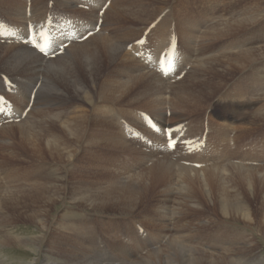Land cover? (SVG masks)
<instances>
[{"label": "rangeland", "instance_id": "obj_1", "mask_svg": "<svg viewBox=\"0 0 264 264\" xmlns=\"http://www.w3.org/2000/svg\"><path fill=\"white\" fill-rule=\"evenodd\" d=\"M35 1L36 3H38V5L34 4L36 9L33 8L32 12L33 13L35 12L37 17L46 15L49 8L47 2L48 0H35ZM143 1L149 5L155 4L157 6H162L165 3L163 2V0H143ZM167 1L168 3L164 7L167 6L174 7L175 8L174 10H176L178 14L180 13L179 9L181 10L182 5L186 3H190L194 5L195 3V0H167ZM112 2H117L118 4H122V6L124 7L128 3H132V0L130 1L112 0L111 3ZM213 2L215 4V7L218 5L217 7L218 11H215V13L208 12L205 16H203V20L205 19V22L200 26L201 29L199 30L196 37L195 43H197L199 39L200 43L202 44V49L203 50L208 49L207 51L205 50L206 53L201 55V57L207 58L213 56V58H215L214 56L220 53L223 54V52L229 53L231 51H235L236 49H238L237 46H240L239 48H241L242 46V49L256 47L257 45H259L260 47L264 46V0H213ZM72 3L73 2L70 0L55 1L56 5H64L69 10L79 11L73 7L74 5ZM6 4L7 5L10 4V0H0L1 9L5 10ZM106 11H108V8L106 9ZM91 14L94 15L93 16L94 19H97L99 17L97 12L92 11ZM103 15L102 18L105 19V28L106 30H109L108 35L113 34L112 29L110 28V23L112 20L119 21L121 18L122 20L125 19L124 21H126L128 19L126 22L122 21L124 24L122 23V25L120 24L119 25L122 31H125L126 29L124 25L129 26L128 28L129 34H132L130 32L132 30H133V34H137L139 30H136L135 28L136 27L141 28L142 25H144L143 22L141 23L136 20L133 21L132 20L133 18L128 16L121 17L118 14V15H112L111 17L108 15L110 19L109 18L106 19V17H103ZM230 15H233V17L235 16L237 19L242 17L243 18L242 20L248 19V21L246 25L242 27L240 26L239 28H234L233 31L228 30L226 32H222L225 35L222 33L221 34L218 33L217 36L219 38H217V40L213 39V41L209 40L208 42L203 38L202 32H205L206 28L208 29L210 25L219 23L221 17L224 18V16H226L227 18H229ZM187 16H189V14ZM190 17H192L191 14ZM208 19H210L211 22L209 23L208 21L209 24L206 27L203 26L207 24L206 21ZM133 26L135 27L132 29L131 27ZM99 32H103V30ZM140 34L141 33H138L136 37H134V40L138 39ZM231 38H235V39H231ZM115 40L119 41L118 37H116ZM134 40H131L130 42ZM128 43L129 42H126L125 51L138 62V59L135 58L129 51H127L126 47ZM72 45L73 43L67 47L63 55L69 53V49ZM214 52H216V54ZM58 56H62V54L57 55L55 57H50V59H54ZM222 56L223 55H221V57ZM213 58H210L211 61L212 60L213 62L216 61ZM217 58H219V56ZM208 59L209 58H207V60ZM227 59L229 58L228 57L224 58L225 62H227ZM232 62L233 63L235 62V64L238 67H233L231 69V73L227 75L226 79L223 78L222 80H220L222 81L223 87L219 92L216 91L217 93L213 94L211 96V99L214 101L215 97H218L223 90L231 89V88H234L235 90L239 87L240 82L241 83L246 82L245 85L249 87L248 88L249 91H247L244 95L245 99L243 103L245 104V106L242 107V110L241 107L235 110L236 114L241 113V115L237 116L235 114V118L237 117L238 118L235 120L232 119L235 125L233 123L231 124L234 127H232L230 124H227L230 127V129L237 130L238 134L236 132V136L240 138V137H246L247 135L248 136L252 135L256 133V131H259L264 127L263 118L259 119L260 122L262 120L263 124L262 123L259 124L257 122L258 125H254V123H251L252 124L251 127H249V125L246 124L247 123L246 120L249 118L247 117L248 114L257 113L258 110H261L264 107V102L257 103L255 102L256 99L254 98L262 91L261 87L264 83V58H260L256 62L252 61L251 63L250 62L236 63V61L233 60ZM5 63L6 62H2V63L0 62V72L9 75H17L15 73H20L19 71H10V69L5 67L6 65ZM44 64L46 63L44 62L43 65ZM225 64L226 63H223L221 67H218L221 69L220 73L222 72L221 75L223 74V77H225L224 74L225 67H223ZM140 67L144 68V70L153 72V70H148L146 65L142 67L141 63H140ZM44 68L45 66L43 67V69ZM22 73L25 72L21 71L20 74ZM155 73L157 72L155 71ZM188 74L189 72L182 79L185 81L184 82L185 85L191 84L192 80L195 78V74L193 73L192 74L190 73V75ZM101 76H103V73H101ZM158 76L161 77L159 74ZM204 76L205 74L202 75V77ZM118 78L125 79L126 77L123 75V73H121L119 74ZM219 79L220 77H218L215 81H218ZM36 82H33V84ZM164 82L170 84L166 80ZM178 83L176 82L174 84H178ZM172 89L173 87L169 88L168 91L165 92L166 93L165 103H166L167 111L172 110L170 104L174 105L172 103L173 102V98L171 97L172 94L170 93ZM112 93L117 95L121 93V90H115L114 92L108 93L105 90L96 89L94 95L86 94L84 96V94H82L79 95L78 97L77 96L73 97L71 95V91L68 92L67 89L64 92L62 91V93L55 92V95H53L52 97L47 96L44 99H43V93H40V90H38V96L34 100L30 111L34 107L35 108L38 107V109H41V111L43 110L45 114L48 113L49 115L50 114L54 115L55 114L54 112L58 111L61 112L62 114H65V116L61 118V121H66V120L68 121L74 115L80 113L81 109H85L87 110V113L90 115V123L86 129V132L90 129V133L92 135H93L92 128L97 127L99 125V117L97 116L96 109L98 108L99 110H101L102 105H104V103L106 102L112 103L114 104L115 107H118L120 114L122 115L125 114L129 116V112L127 108L129 109L132 107H137L138 109H141L143 111L151 112L153 115L162 114L163 119H164V115H166L167 113V112L165 113V111L158 113L150 111L151 108L150 106L146 105L147 103L146 99L143 96H140V94L134 90L129 91L123 97L116 98L114 102L112 100H106V99H103L106 102L105 101L99 102L100 101L98 99L100 98L99 95L112 96ZM22 95L23 92L21 93V96ZM28 95L30 96V94L24 95L23 99H19V96L15 97L14 100L16 104L19 106H23V104L26 102V105L28 106L30 102V98L28 97ZM93 99L99 101L92 103ZM117 99H119V101ZM212 100H210V102L205 105L204 110L203 109L200 110V108L197 109V108H192V106H188L189 108H187L186 110L190 109L189 111L191 112L201 111L197 115L187 116L186 114L188 113L185 112L179 113L178 111L173 110L174 112L172 114L171 119H173L174 121L177 120V122H181L183 120H186L188 117L200 116L201 114L205 113L206 109H208V107L211 106L212 103L214 105V102ZM98 102L99 104L95 105ZM82 106L85 108H83ZM108 106L111 107V105ZM110 107H103L106 113L112 111V108ZM224 109H226L225 106ZM133 110L134 108H132L130 112H132ZM220 112H221L220 108H218V110L215 111V113H220ZM71 113H73V115ZM40 115L38 114L34 116V118L37 117L36 120L37 119L39 120V118L41 119ZM34 118L32 117L30 119L34 121ZM111 120L112 121H110V123L112 124L113 127L112 129L125 141V143L127 142L128 145L126 144L117 148L106 147L105 144L100 146L102 148L97 146H91L86 144L88 140L87 135L82 134L80 139L72 145L74 149L69 148L72 151H74L69 161L68 160L59 161L58 156L56 154L46 155L45 158L48 160H41L40 158L36 157L37 154L35 156L34 154H32V151H30L29 149L27 150L21 146L19 147L17 145H14L13 143H17L19 140L17 139V137L15 138L16 141L13 142L14 138L8 139L3 134H0V146L2 145V142L5 139H7L9 142V146L0 149V161H1L0 183L2 184V190H3V192L0 193V242H1L0 262H3V264H5L8 262L17 261V259L20 258V259H24L27 262H31V264L69 263V256L72 253L71 246L69 245V241H67L64 244H60L63 241L61 235H63L62 233L64 231H61V229L65 221L66 223L69 224L73 223V224H77L79 227H82V234H84V236L89 239L88 244L86 246L87 247L86 251L90 253L88 254L89 257L95 259L98 264H116L115 263L116 261H119L118 263L120 264L123 263L132 264V262H134L136 259L142 257L143 255L144 256L148 255V252L154 249H160L165 247L164 250H167V247L165 245L170 241V238L175 232L177 235L181 233L180 234L181 241L185 244L187 248H191V249L195 248L196 251H201L202 253L205 252L207 254V255L199 254L200 257H203L205 264H230V262H228L226 259L219 258L220 256L227 257L234 264H264V253H263L264 252V170L261 169L264 168V165L261 164L260 165H253L250 163L244 164L242 162L228 160V163L230 162L231 164L235 163V164H241L247 166L249 165L251 167H255V168L258 167L260 169L256 171L254 170L247 171L246 173L247 175L239 179L236 178L232 179L233 174L224 170L214 171L212 173L213 178H210L209 176L207 179H204L196 184V190L198 191V196L196 197V199L195 198H191L192 200L188 198H187L188 200L182 199L183 203L181 202V197H178V191L176 185L175 187L176 189L174 190V192L172 194L170 193V195H168L166 199L164 197L166 201L165 204H167L166 210H168V212L171 214V215L168 214L169 221L168 223L167 222L166 223L167 226H169V228H168V232H166L165 234L156 230V228H159L158 222L160 223V221L155 222L154 219L156 217L152 211L153 208H156V205H158L159 201L163 199L162 192L160 193L159 192L160 189L158 190L157 187L156 188L152 187L149 191L145 192V194L139 195V197L141 196L138 202L139 207L136 210L137 213L133 212L134 214L133 213L122 214L120 210L121 206L118 204H114V205L109 204V206L103 210L105 213H100L96 211L93 212L92 210L90 211L88 205L84 203H78L77 205H75V203H72V201L76 198V196H72V194L74 193L73 190L76 188L77 184L82 181L85 182L91 181V184H96V186H94V189L93 188L89 190L84 189L86 191L83 192H85L86 194L93 195L97 201L101 200V199H97L96 198L97 196L99 195L103 196L106 194L107 197L117 199L122 197L121 193L118 192L119 190L118 187H114L116 185L115 180H117L118 178L117 176L123 177L125 179L127 175H129L130 173L138 174L142 172V170L147 169L146 165L141 164V166L140 165L130 166L131 170H129L130 168L127 167H129L128 165H132V164H129L128 161H132V160L130 159L126 160L127 159L126 158L125 160H122L121 163H118L113 155L119 154L121 156V153L123 152V156H124L126 154L124 152H129L130 154L133 153L132 151L136 152L135 155H139L142 152L143 155L139 156V158H141L146 163L151 161V159L146 160L147 154L150 153L144 152L142 151V149L134 146L129 140L125 138L124 134L118 129L117 123L112 118ZM241 121L243 122L242 124ZM45 122L47 121H42L41 123L45 124ZM56 128H57L56 126L53 127V121L48 120V126H46L45 131L42 128L39 129L43 132L46 139L48 137L49 140L57 142V144L60 143L59 145L62 146L63 142L61 141L59 142V139L61 138L65 139L67 138V136L62 129H59L60 127H58L57 129ZM2 137L4 138V140ZM92 139H93L92 143H94V140H97V138H92ZM80 140L82 141L80 142ZM162 157L169 158L167 156H162ZM122 158L124 157H121V159ZM169 159L175 163L182 162L179 160H173L171 158ZM96 160H102L101 166H103L104 168L107 167L109 172L107 170L105 171L107 172L105 174L102 173L103 170L102 172H98L97 168L99 167H94ZM209 163L210 160H208V162H204L205 166L208 165ZM222 163L223 162H220L219 165H221ZM91 169L97 171L98 174L95 172L96 175H93L94 173L93 172L91 173L92 171ZM114 170L117 171V173L119 172V175L112 176ZM9 171L11 172V174ZM121 172L123 173V175L120 174ZM100 173L102 175H100ZM103 175L105 176L103 177ZM5 177L8 178L6 179ZM9 178L11 179L9 180ZM108 179L111 181H109ZM111 183L114 189H110L109 191H106V189H102L98 187L102 184V186L106 188ZM249 184L252 185L249 186ZM43 186L49 188L54 186H58L57 188H59L61 186V191H63L61 198L58 200V204L50 208L48 207L49 209L48 211H46V215L43 216L45 221L44 223L41 222L37 224L33 220L27 218V215L34 212L39 213L42 209H44L42 205L39 206V204L34 202V198L27 197L21 199V202L18 205H16V209L14 207H7L5 204L3 205L1 197H3V195L8 190H17L16 192H19V189H21L20 191L21 195L24 196L25 192L23 190L26 191V189H29L30 191V189L32 188H40ZM158 187L163 188V182L159 183ZM55 189L56 188H53L52 190ZM70 191L73 193H70ZM179 201L181 204L179 203ZM221 203H226L227 205L236 206L238 208H241V210H245L244 212L248 214L249 219L243 221L241 218L239 219L238 217L235 216H232V218L234 217L233 219L224 217L219 208ZM176 206L178 207L180 212L174 215L175 218H173L172 215ZM126 222L129 223L128 227L131 226L133 222L134 223L137 222L143 224L146 228L148 227L152 229L155 235V242L154 244H152V242L150 241L148 245H155L154 248H151L152 246H149L142 253L140 254L137 253L131 256L126 254L120 256L121 254H118L115 257L111 258L112 263H109V261H105L104 259H100L99 256L100 254L97 251V248L95 247L98 231L102 233V234L100 233L102 237L105 236L112 238V234L113 236L117 235L115 230L122 231L123 228L127 229L124 227ZM181 223L182 225H184L183 227H181ZM178 225L180 228L179 230H181L180 233L177 232ZM113 229H115L114 233H113ZM157 231L159 232V234L157 233ZM8 234L12 237H17V238L37 237L42 239V242L41 244L39 243L35 245L28 244L25 247H17L16 245H11V244L9 245L3 242L5 235ZM54 238H56V241L60 240L59 244L60 247L65 251L64 256L66 257V260L62 259L61 256L59 255L51 254L50 248L52 245V239L53 242L55 241ZM209 254L214 256H210ZM70 258L75 259V255L73 254L72 257L70 256Z\"/></svg>", "mask_w": 264, "mask_h": 264}, {"label": "bare ground", "instance_id": "obj_2", "mask_svg": "<svg viewBox=\"0 0 264 264\" xmlns=\"http://www.w3.org/2000/svg\"><path fill=\"white\" fill-rule=\"evenodd\" d=\"M166 1L167 0H163V2L165 3L162 6H157L155 4L149 5L143 0L141 1L132 0V3H128L124 7L122 6V4H118L117 2H112L110 3V7H108V11H106V14L104 13L103 17H106V19L108 18L110 19L109 16L112 17V15L119 14V16L121 17H127V16L132 17L133 21L136 20L141 23L143 22L144 25H148L163 10L164 6L167 5L168 1L167 2ZM23 3L25 5L22 7L21 4L15 3L14 0H10V4L5 5V10L1 8L0 10L6 15L12 14L15 19H18L16 20V22L23 23V21L26 20V15H27L26 6L28 0H24ZM98 18H100V16ZM98 18L96 22L98 21ZM178 18H179L178 26L180 29H182L184 37L186 36V34L189 36V37L188 36L185 37V39L187 40L186 42L191 44V42L188 41V39L192 38L193 40L192 43L194 45V43L196 42L197 34L201 29L200 26L197 29L195 28L190 29L191 25L187 24L183 14L181 15V17ZM235 18L236 17L235 16L233 17V15H230L229 18H227L226 16H224V18L221 17L219 23L210 25L208 29L206 28L205 32H202L203 38L208 42L209 40L213 41V39L217 40V38H219L217 36L218 33L221 34L222 32H226L228 30L233 31L234 28H239L240 26L242 27L246 25L248 21V19L242 20L243 19L242 17H240L239 19L237 18L235 19ZM120 20L111 21L110 28L112 29L113 34L111 35L106 34L105 32L106 28H103L102 29L103 32L94 33L92 34L93 36L90 35L91 37H89L84 42L73 43V45L69 49V53H66L65 55L62 54V56H58L54 59H50V57H44L41 53H38L37 51H35V49L31 48L29 45L24 43L13 42L14 43L13 44L11 42L12 44H10V43L0 42V62L1 63L6 62L5 67L10 69V71H19L20 73L21 71L25 72L22 74L15 73L17 75L33 78L34 82H36V80L37 82L42 81L41 86H39V90L40 93H43V99L47 96L52 97L53 95H55V92L62 93V91L64 92L67 89L68 92L71 91V95L73 97L75 96L78 97L79 95L82 94H84V96L86 94L94 95L96 89L105 90L108 93L114 92L115 90H121V93L117 95H115L114 93H112V96L99 95L101 99L100 98L98 99L100 101L95 99H93L92 101V103L93 102L95 103L96 101L104 102L105 100L103 99H106V100H112L114 102L116 98L123 97L129 91L134 90L137 91L140 94V96H143L146 99L147 102L146 105L150 106L151 108L150 111L156 113L165 111L166 113L167 109L165 103V99H166L165 92H167L168 88L173 87L172 91L170 92L172 94L171 97L173 98L172 103L174 104V105L170 104V107L172 109L171 110L172 114L174 112L173 110H176L179 113L181 112L188 113L186 115L189 116V115H197L201 111L191 112L189 111L190 109L186 110L187 108H189L188 106H192V108H197V109L200 108V110L201 109L204 110L205 105L209 103L210 100H212L211 96L222 89L223 84L222 81L220 80H222L223 78L226 79L227 75L231 73V69L233 67H238L235 64V62L234 63L232 62V60L236 61V63L239 62L251 63L252 61L256 62L258 59L264 58V46L260 47L259 45H257L256 47L244 48V49H242V46L241 48H239L240 46H237L238 49L236 50L238 51L235 50L236 52L231 51L229 53H225V52H223V54L220 53L214 56L216 59L213 58L212 56V57H207L209 58L207 60V58L201 57L200 55V57L196 58L194 64L191 66L190 68L191 70L188 71L189 72L188 75H190V73L195 74V78L192 80L191 84L185 85L184 80L180 81L179 83L177 82L178 84H174V83L167 84L166 82H164L165 80H163L161 77L158 76L157 73H155V71L153 72L147 71L144 70V68H141L139 60L137 62V60H135L125 51L126 42H130L131 40H134V37H136L138 33H141V30L138 31L137 34H133V30H132L130 31L132 34H129L128 31L129 26L124 25L126 29L125 31H122L120 25H122V23L126 22L128 19L124 21L125 19L122 20L120 18ZM134 27L135 26L131 28L133 29ZM135 29L138 30V27H136ZM116 37H118L119 41L115 40ZM231 39H235V38H231ZM214 53L216 54V52ZM221 55L223 56L221 57ZM218 56L219 58H217ZM223 57L229 58L227 59V62H225ZM210 58H213L216 61L213 62V60L211 61ZM44 62L46 64L43 65ZM223 63H226L223 66L225 67L224 69L225 77H223V74L221 75L222 73V72L220 73L221 69L218 68L221 67ZM44 66L45 68L43 69ZM101 73H103V76H101ZM121 73H123V75L126 77L125 79L118 78L119 74ZM203 74H205L204 77H202ZM218 77H220V79L218 81H215ZM36 83H34V85ZM261 88L262 91L256 97H254L256 99L255 102L257 103L264 102V83ZM31 92L29 93L30 96H31ZM24 95L27 94L23 93L22 96L21 95L19 96V99H23ZM30 96L28 95L29 98ZM244 99L245 96H243L242 101ZM117 100L119 101V99ZM99 102L96 103L95 105H98ZM25 105L26 102L23 104V106L18 105L19 107H22V112L27 107V105L26 106ZM108 105H111V107ZM103 107H110L112 108V111L106 113ZM96 110H97V116L99 117V125L97 127L92 128L93 135L90 133V129L86 132V129L90 123V115L87 113V110L81 109L80 110L81 112L79 111L80 113L74 115L72 118H70V120L61 121V118L65 116V114H62L61 112L58 111L54 112L55 113L54 115L51 114L49 115L48 113L45 114L44 111L43 110L41 111V109H38V107L37 108L34 107L30 112H28V115H26V117L21 121L2 125L0 127V134H3L8 139L14 138V141L12 140L13 142L16 141L15 138L17 137V139L19 140L17 143L12 142L14 145H17L19 147L21 146L27 150L29 149L30 151H32V154H34L35 156L37 154L36 157L40 158L41 160H48L45 158L46 155L56 154L58 156L59 161H65V160L69 161L74 152L71 150L73 148L72 145L80 139L82 134L87 135L88 137L86 143L87 145L100 147L103 144H105L106 147H115V148L126 145L127 142L125 143V141L112 129L113 127L112 124L110 123V121H112L111 118L116 122L115 113H120L119 108L115 107L114 104L112 103L106 102L104 103V105H102L101 110H99L98 108ZM258 111L257 113L254 114H248L247 117H249L248 118L249 120L248 119L246 120L247 121L246 124H248L249 127H251L252 125L251 123H254V125H258L257 122L259 124L261 123L263 124L262 120L260 122L259 119L263 118L264 120V107ZM38 114L39 115L41 114L40 115L41 119L39 118V120L38 119L36 120L37 117L34 118V116ZM71 114L73 115V113ZM157 115L158 117L163 118L162 114H157ZM236 115L240 116L241 113H238ZM32 117L34 118V121L30 119ZM165 117L166 115H164V118ZM48 120L53 121V127L55 126L57 128L60 127L59 129H62L63 132L66 134L67 138L59 139V142L60 141L63 142L62 146L59 145L60 143L57 144V142L49 140L48 137L46 139L43 132L39 129L42 128L45 131L46 126H48ZM42 121H47V122H45V124H42L41 123ZM242 123L243 122L241 121V124ZM230 125L234 127L231 123ZM92 138H97V140H94L95 144L92 143L93 140ZM81 141L82 140H80V142ZM7 146H9V142L7 139H5L2 142L0 149ZM150 159L153 162L147 167V169L142 170V172L138 174H131V173L129 175L126 174L127 177L125 179L123 177L117 176L119 175V172L117 173V171L115 170L113 171V174L110 173L112 174V176L115 175L118 177V178L116 177L117 180H115L116 185L114 187H118L119 189L118 192L121 193L122 197L114 199L107 197L106 196L107 194L103 196L99 195L96 198L101 200L97 201L93 195L86 194L85 192H83L86 191L84 189H88V190L92 188L94 189V186H96V184H91V181L89 182L82 181L77 184L76 188L74 187L75 188L73 190L74 193L70 191V193H73L72 196H76V198L72 201V203H75V205H77L78 203H84L88 205L90 211L92 210L93 212L96 211L100 213H105L103 210L106 209L109 206V204L110 205L118 204L121 206L120 209L121 213L128 214V213L136 212V210L138 209L139 207L138 202H139V198L141 197V196L139 197V195L145 194V192L149 191L152 187L153 188L157 187L158 190L160 189L159 192L160 193L162 192L163 199L159 201L158 205H156V208H153L152 211L156 217L154 219L155 222L160 221V223L158 222L159 228H156V230L165 234L166 232H168L169 226H167V223L169 221L168 214H170L168 210H166L167 204H165L166 202L165 199L166 197H168V195H170V193L172 194L174 192V190L176 189L175 188L176 185H177L178 197H181V202H182V199L185 200L187 198L196 199V197L198 196V191L196 190V184L204 179H207L209 176L210 178H213L212 173L214 171L224 170L233 174L232 179L233 178L239 179L246 176L247 171L250 170L256 171L260 169L258 167L257 168L251 167L249 165L247 166V165H241L235 163L231 164L230 162L226 163L225 160L221 161L223 162L221 165H219L220 161L218 160L214 163L210 162L209 166H205L204 164V166L198 168L195 166H190L184 161L175 163L166 157H160V156L153 157L152 155L147 154L146 160H150ZM101 162L102 160H96L94 167H99L97 168V171L102 172L103 170L102 173L105 174L107 173L105 171L106 170L108 171V168L107 167L104 168L103 166H101L102 165ZM261 169L264 170V168ZM97 171L92 170L91 173L93 172L94 173L93 175H96V173L98 174ZM120 174L123 175L122 172ZM100 175L102 174L100 173ZM104 176L105 175H103V177ZM5 178L7 179L8 177ZM10 179L11 178H9V180ZM161 182H163V188L158 187L159 183ZM251 185L252 184H249V186ZM101 186L102 184L98 187L102 189H106V191H109L110 189H114L112 183L109 184V186L106 188L104 186L102 187ZM57 187L58 186L49 188L43 186L40 188H32L30 189V191L29 189H26V191L23 190L25 192L24 196L21 195L20 192L21 189H19V192H16L17 190H8L4 195L2 194L3 197L1 198L3 205L5 204L7 207H14L15 209H16V205H18L21 202V199L27 197L34 198V202L39 204V206L42 205L44 209H42L39 213L34 212L35 214L31 213L27 215V218L33 220L37 224L41 222L44 223L45 221L43 216L46 215V211H48L50 207H53L56 204H58V200L61 198V195L63 194V191H61V186L59 188ZM53 188L56 189L52 190ZM2 192H3L2 184L0 183V193ZM219 208L223 216L226 218L233 219L234 217L232 218V216H235L238 217L239 219L241 218L243 221L249 219L248 214L244 212L245 210H241V208H238L236 206H231V205H227L226 203H221ZM178 212L180 211L176 206L175 210L173 211L172 217L175 218L174 215H176ZM183 226L184 225H182L181 223V227ZM179 229L180 228L178 225L177 232L180 233L181 230ZM61 231L64 232L62 233L63 235H61L63 241L60 244H64L67 241H69V245L71 246V252H72L70 256L72 257L73 254L75 255V259L70 258L69 256V263L66 264H98L95 259L89 257L88 254L90 253L86 251L87 249L86 246L88 244L89 239L86 238L84 234H82V227H79L77 224H73V223L69 224L64 221ZM158 231L157 233L159 234ZM180 234L177 235L176 232L173 233L172 237L170 238V241L165 245L167 247V250H164L165 247L160 249H154L148 252V255L146 256L141 255L142 257H139L134 262L131 261L132 264H205L203 257H200L199 254L201 255H207V254L205 252L202 253L201 251H196L195 248H194L195 250L191 248H187L185 244L181 241ZM54 239H55L54 242L52 239V245L50 248L51 254L59 255L61 256L62 259L66 260V257L64 256L65 251L60 247L59 244L60 240L56 241V238ZM3 242L9 245L10 244L16 245L17 247H25L28 244H32V245L38 243L41 244L42 239L37 237L17 238V237H12L8 234L5 235ZM209 255L214 256L211 254ZM219 258L226 259L228 262H230V264H234L227 257L220 256ZM0 264H3V262H0ZM5 264H31V262H27L24 259L18 258L17 261L8 262Z\"/></svg>", "mask_w": 264, "mask_h": 264}, {"label": "snow or ice", "instance_id": "obj_3", "mask_svg": "<svg viewBox=\"0 0 264 264\" xmlns=\"http://www.w3.org/2000/svg\"><path fill=\"white\" fill-rule=\"evenodd\" d=\"M0 27H2V26H0ZM3 34L4 33L2 31H0V35H3ZM9 35H15V33L10 32ZM29 42L33 43V45L35 47H37L40 51H44V52L47 51L46 48H41L40 45L37 44L34 40H30ZM140 43H143V41H140ZM174 55H175V48H174V44H173V47L170 48L167 53H165V57L167 58V65H168L166 68L163 67L164 59L161 60V65H162L161 70L163 71L164 75H169L174 71V66L172 63V58L174 57ZM2 110L3 109H0V111H2ZM175 144H176V141L171 139V136H170L169 147H175Z\"/></svg>", "mask_w": 264, "mask_h": 264}]
</instances>
